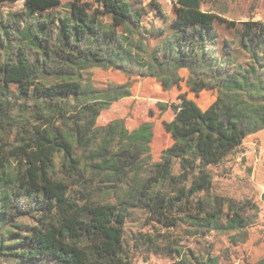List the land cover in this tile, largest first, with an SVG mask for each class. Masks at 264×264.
<instances>
[{
    "label": "trees",
    "instance_id": "16d2710c",
    "mask_svg": "<svg viewBox=\"0 0 264 264\" xmlns=\"http://www.w3.org/2000/svg\"><path fill=\"white\" fill-rule=\"evenodd\" d=\"M17 1L0 0V9L5 3ZM204 4L205 0H176L173 34L168 37L164 28L147 31L150 35L166 36L164 55L174 59L179 66L190 68L200 80L216 83L222 77L225 65L234 63L235 58L227 52L217 56L212 32L214 23L221 18L204 11ZM61 7L60 0H25L29 16L51 14ZM67 8V13L58 18L57 50L48 49L39 39L46 34L45 28L49 24L38 26L35 31L29 26L22 38L30 44L23 45L25 48L19 46L15 52H6L5 59L0 62V83L5 87L15 84L21 98L76 102L83 106L81 112L71 118V138L56 126V117L43 116L37 123L25 125L10 144L9 157L15 161L13 167L18 195L2 196V206L13 208L15 198L23 199L24 208L31 212L27 216L35 225L23 237L7 229L14 225L5 216L1 217L5 234L0 236V257L10 256L20 264H132L123 246L124 226L128 218L125 209L92 202L86 191L87 184L82 188L76 186L86 177L83 170L85 156L79 151L83 149L86 152L96 141L93 127L100 110L96 103H86L95 92L71 81L44 86L39 84L37 75L42 70L43 73L55 72L65 76L73 73L78 77L80 61L120 69L115 65L118 29L126 23L142 27L143 12L135 9L129 0H74ZM102 17H108L110 24H105ZM48 20L56 21L55 18ZM242 24L245 29L239 34V46L248 56L250 69L242 64L237 67L246 73L241 76L244 81L251 73L262 80L258 68L264 67V25L259 22ZM33 47L36 48L34 55ZM130 56L126 51L121 60L131 61ZM218 84L220 90L244 89L242 84L224 78ZM129 87H126L127 92H119L123 87L115 91L125 97L130 95ZM179 100V103L171 105L174 120L164 122L165 130L171 134L175 145L165 152L160 163L149 169L148 177L137 193V206L163 228H176L184 220L192 227H207L213 225L219 213L206 210L205 195L214 185L209 169L240 148L255 130H249L231 118L223 110L220 99L205 110L187 94H181ZM259 121L263 122L264 117H259ZM140 133L141 129H138L133 135ZM151 136L146 142L151 140ZM179 141L184 144L178 147ZM179 153H188L196 163L190 158L189 166L176 174L174 157ZM123 157L126 158H115L112 167L116 172L128 169L127 175L132 176L138 158L132 154H124ZM218 204L219 200H216L215 205ZM17 209L19 214L21 208ZM238 226L233 221L226 229H237ZM175 252L181 255L179 249ZM174 264L200 263L178 259Z\"/></svg>",
    "mask_w": 264,
    "mask_h": 264
},
{
    "label": "rangeland",
    "instance_id": "374dc122",
    "mask_svg": "<svg viewBox=\"0 0 264 264\" xmlns=\"http://www.w3.org/2000/svg\"><path fill=\"white\" fill-rule=\"evenodd\" d=\"M63 7L51 14L29 16L25 0L5 3L0 9V62L6 52H15L19 46L30 44L23 39L25 30L31 26L49 24L39 38L48 49L57 50L60 22L58 18L67 13L68 5L74 0H60ZM133 7L143 12L141 26L123 24L118 31L117 69L112 65L82 63L78 65L79 76L60 73H43L39 70L38 82L53 86L64 81L79 82L95 92L88 104L96 103L100 114L93 127L95 145L79 152L85 156L83 170L85 180L76 183L77 188L87 184L86 191L92 202L103 205H118L127 212L124 226L123 246L132 264H174L185 259L200 264H264V67L259 80L255 73L246 75L244 81L237 66L250 69L246 52L240 49L239 34L245 28L243 22H259L264 25V0H205L203 10L221 18L214 23V42L218 55L227 52L234 63L223 68L220 79L236 81L243 90H220L218 82L200 80L190 68L181 67L174 59L164 55L163 41L166 36L150 35L147 30L164 28L167 36L173 34L172 20L175 16L176 0H129ZM152 3V5H151ZM48 18H55L50 22ZM110 24L108 17H102ZM25 48V47H23ZM30 50V49H29ZM36 54V48L31 49ZM128 51L131 61H122ZM233 60V59H232ZM130 95L122 97L121 92ZM118 87L119 94L115 91ZM125 87V88H124ZM224 91V92H223ZM187 94L202 109H207L221 100L223 110L249 130L240 148L222 163L212 166L209 172L214 185L205 195L206 210L219 212L213 225L192 227L186 220L176 228H163L137 206V193L148 177L149 169L160 163L165 152L175 145L164 122L175 118L173 103H179V96ZM82 103L55 102L23 99L17 86L5 87L0 83V218L5 216L13 226H8L26 235L35 222L27 215L24 200L15 198V207L5 209L2 196L18 195L14 174L15 161L9 157L10 144L25 126L37 123L40 117L54 116L56 126L64 130L68 138L71 118L81 112ZM62 115V116H61ZM64 115V116H63ZM263 128H258L262 127ZM141 129V133L133 135ZM151 136V140L146 139ZM183 142H177L182 146ZM132 154L138 158L135 174L127 175L128 169L116 172L112 167L115 158H126ZM196 159L188 153H179L174 172L179 174L189 166V160ZM136 176V177H134ZM23 198V197H21ZM216 200L219 204L215 205ZM17 208H21L17 214ZM24 212V213H22ZM29 212V213H28ZM235 221L237 229H226ZM0 223V236L2 232ZM21 226V228H18ZM9 242L8 238L5 239ZM180 250L181 255L174 250ZM0 264H20L10 256L2 255ZM38 264V263H33Z\"/></svg>",
    "mask_w": 264,
    "mask_h": 264
},
{
    "label": "crops",
    "instance_id": "0c3cea01",
    "mask_svg": "<svg viewBox=\"0 0 264 264\" xmlns=\"http://www.w3.org/2000/svg\"><path fill=\"white\" fill-rule=\"evenodd\" d=\"M204 6V5H203Z\"/></svg>",
    "mask_w": 264,
    "mask_h": 264
}]
</instances>
